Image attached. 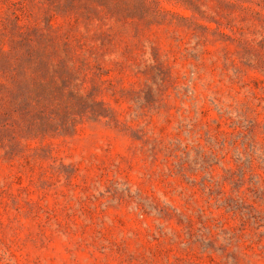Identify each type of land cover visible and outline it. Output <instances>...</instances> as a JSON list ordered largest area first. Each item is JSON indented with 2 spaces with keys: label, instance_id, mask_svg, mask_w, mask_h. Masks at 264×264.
<instances>
[{
  "label": "rangeland",
  "instance_id": "rangeland-1",
  "mask_svg": "<svg viewBox=\"0 0 264 264\" xmlns=\"http://www.w3.org/2000/svg\"><path fill=\"white\" fill-rule=\"evenodd\" d=\"M0 264H264V0H0Z\"/></svg>",
  "mask_w": 264,
  "mask_h": 264
}]
</instances>
